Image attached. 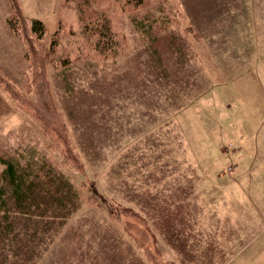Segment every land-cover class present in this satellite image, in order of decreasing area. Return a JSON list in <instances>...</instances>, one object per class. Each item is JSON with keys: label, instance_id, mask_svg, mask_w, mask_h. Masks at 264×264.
Instances as JSON below:
<instances>
[{"label": "rangeland", "instance_id": "obj_1", "mask_svg": "<svg viewBox=\"0 0 264 264\" xmlns=\"http://www.w3.org/2000/svg\"><path fill=\"white\" fill-rule=\"evenodd\" d=\"M18 2L45 35L0 0V158L76 199L35 226L9 193L0 264H264V0H100L118 54Z\"/></svg>", "mask_w": 264, "mask_h": 264}, {"label": "trees", "instance_id": "obj_2", "mask_svg": "<svg viewBox=\"0 0 264 264\" xmlns=\"http://www.w3.org/2000/svg\"><path fill=\"white\" fill-rule=\"evenodd\" d=\"M72 1L76 7L83 37L91 39L90 43L100 54L104 52H109V54L120 53L119 41L114 35L111 19H109L110 17H108L106 10L99 9V6H97L100 0L99 2H96V0ZM10 3L11 9L15 12H13L14 15L12 17L17 16L24 26L31 22L29 25H31L32 31L39 38L45 35V27L41 20L29 19L24 16L20 11L18 0H10ZM9 24L15 30L16 27L11 22ZM18 30L16 28L17 32ZM54 45L55 42L52 43V47ZM49 49L46 52H50L51 50ZM73 159L75 161V157ZM1 166H3L2 170ZM95 191L94 193H97L96 189ZM75 192L76 190L72 188L67 176L56 171L53 166L48 165L44 161L39 160V162H30L29 165H23V163L13 157L0 158V219L2 217L5 219L9 218V193L16 204L24 209L21 210L22 215L28 217V220L37 217V219L31 221H34L35 226H37L41 223H49V219H46L49 217L48 213L54 215L51 218L64 217L65 211H67L65 210L67 204L73 205L75 203ZM41 206L46 210H34L36 207ZM54 208H58V210H48ZM33 234L34 237L37 236L36 230H33Z\"/></svg>", "mask_w": 264, "mask_h": 264}, {"label": "crops", "instance_id": "obj_3", "mask_svg": "<svg viewBox=\"0 0 264 264\" xmlns=\"http://www.w3.org/2000/svg\"><path fill=\"white\" fill-rule=\"evenodd\" d=\"M261 93H262V91H261ZM260 96H261V99L258 100L259 105H258V111L257 112L260 114V116H259L260 118H264V97L262 94H260ZM245 100H246L245 102H247V98Z\"/></svg>", "mask_w": 264, "mask_h": 264}]
</instances>
